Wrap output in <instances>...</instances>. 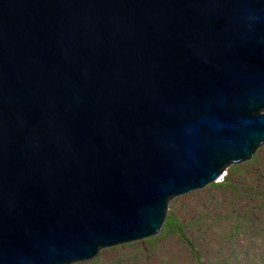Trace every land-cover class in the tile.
Here are the masks:
<instances>
[{
  "label": "water",
  "instance_id": "1",
  "mask_svg": "<svg viewBox=\"0 0 264 264\" xmlns=\"http://www.w3.org/2000/svg\"><path fill=\"white\" fill-rule=\"evenodd\" d=\"M264 145V0H0V264L161 232Z\"/></svg>",
  "mask_w": 264,
  "mask_h": 264
},
{
  "label": "rangeland",
  "instance_id": "2",
  "mask_svg": "<svg viewBox=\"0 0 264 264\" xmlns=\"http://www.w3.org/2000/svg\"><path fill=\"white\" fill-rule=\"evenodd\" d=\"M254 156H256L257 164L256 161L252 162L250 159L246 162L235 164L234 166L252 171L256 165L260 164L262 161L264 162V145L257 150ZM260 171L264 175L263 169H260ZM243 174L241 173L237 180H241ZM249 176H251V174H249ZM224 179L225 178L221 181ZM243 182L244 185H250V182L245 181V178ZM212 198H214V202L211 201L209 205H205L208 200ZM217 200H220L221 204L225 205L230 202L226 189L209 184L202 189L176 197L169 203L167 218L169 216L174 218L178 217V220L182 222V226L187 227L185 231L188 236L193 237L194 240L199 243V246H202L201 249H198V255L199 257L201 256L202 260L206 258V255H209L211 250H214L213 252L216 251L215 248H212L216 242L221 241L220 245H222V249L225 248L224 243L226 244L227 242L223 237L224 229L231 228L235 221L233 219L234 215L231 214L233 212L232 208H222L218 206ZM259 201L260 200L257 202ZM247 202V199L239 198L237 204L244 205L247 204ZM199 205L202 206L203 209L207 208V212L197 208ZM236 207L238 206L236 205ZM194 209L200 213L203 211L205 213V218H207L209 222L206 220L195 222L191 229V224L188 225V221H192L198 216ZM220 210L225 212L224 215L230 216V218L223 216ZM237 213L238 212H236L235 215ZM217 216L219 217L218 220H216ZM250 218L255 220L252 224L248 225H253L254 227L248 228L249 230L242 229L241 233L237 236L238 241L242 240L246 243L248 250L243 254H239L237 251H230V256L233 257V261L231 259V261H226L223 264H236V260H239L242 264H264V209L263 213L260 215L257 213H250ZM210 221L211 224L209 225ZM262 221L263 223L261 224L260 222ZM259 230H263V234H260L261 231ZM165 232L166 230L162 228L161 232L153 237L126 243L129 245L122 244L105 248L92 260L74 264H198L197 260L199 263H202L194 256L195 254H192L187 244L178 239L175 233H168L165 235L163 234ZM227 252L225 253V251L220 249L218 254L219 256H226Z\"/></svg>",
  "mask_w": 264,
  "mask_h": 264
},
{
  "label": "trees",
  "instance_id": "3",
  "mask_svg": "<svg viewBox=\"0 0 264 264\" xmlns=\"http://www.w3.org/2000/svg\"><path fill=\"white\" fill-rule=\"evenodd\" d=\"M251 161L252 162L256 161V164H257L256 156H254L251 159ZM260 169H263L264 171L263 161L260 164L256 165L253 170L251 169L252 171L246 168L244 170V169H241V168H238L232 165L229 168V172L227 171V174L225 175L224 177L225 179L223 181L211 183L215 186L222 187V189H226V192L229 195L230 202H228V204L225 205V204H221L220 200H217V205L221 206L222 208L231 207L233 211L231 214L234 215L233 219L235 221L233 223V226L229 229L228 228L226 230L224 229V232H223V237L226 239V242H227L226 244L224 243L225 248L222 249V245H220L221 241L216 242L214 246L212 247L213 249L215 248L216 251L213 252L214 250H211L209 255H206V258L204 259L205 261L202 260L201 256L199 257L198 255L199 254L198 249H201L202 246L200 247L199 243L196 242L193 237L188 236V234L185 231L187 227L182 226V222L178 220V217L174 218L172 216H169L167 218V220L165 221L163 225V229H165L166 232L163 234L166 235L168 233H175L178 239L186 243L187 246L191 249L192 254L193 255L195 254L194 256L198 258L200 262H202V263H199L197 260L198 264H223L226 261L228 262L231 261V259L233 261V257L230 256V251H237L239 254L245 253L248 250L247 245L242 240L238 241L237 236L241 233L242 229L249 230L248 228L254 227L253 225H248V224H252L255 220L253 218H250V213L251 214L257 213L260 215L263 213V209H264V175L260 171ZM241 173L242 174L244 173L243 177L241 178V180H237L238 176ZM249 174H251V176H249ZM244 178H245V181L250 182V185H244V182H243ZM239 198L247 199L248 201L247 204L238 205L237 202ZM258 200L260 201L257 202ZM211 201L214 202V198L208 200V202L205 205H209ZM236 205L238 207H236ZM197 208L207 212V208L203 209V207L200 205L197 206ZM194 211L196 215L198 216H196L192 221L191 220L188 221V225L191 224V229H192V225L195 222H199V221L202 222L204 220L207 221V218H205V213L203 211L201 213L195 209ZM220 212L223 213V216H226L224 215L225 212H222L221 210ZM236 212L238 213L235 215ZM218 216H222V215H218ZM218 216L216 220H218L219 218ZM228 217L230 218V216H226V218ZM260 223L262 224L263 221ZM210 224H211V221L209 225ZM259 231H261L260 234H263V230H259ZM126 245H129V244H126ZM220 249L222 251H225V253L228 251L227 255L219 256L218 253L220 252ZM235 263L242 264L239 260H236Z\"/></svg>",
  "mask_w": 264,
  "mask_h": 264
}]
</instances>
